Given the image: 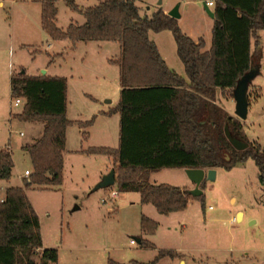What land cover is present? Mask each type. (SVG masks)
<instances>
[{
    "label": "trees",
    "instance_id": "trees-1",
    "mask_svg": "<svg viewBox=\"0 0 264 264\" xmlns=\"http://www.w3.org/2000/svg\"><path fill=\"white\" fill-rule=\"evenodd\" d=\"M57 1L41 0L42 27L52 40L120 46V56L113 61L120 71V98L106 114L120 115L119 146L87 151L112 159L119 193H139L141 203L153 205L161 215L184 212L191 192L167 184L153 185V173L165 169L229 171L250 159L264 188V150L248 139L240 120L217 104L219 94L230 93L234 99L239 80L253 67L252 42L264 31V0H216L209 51H205L203 39L196 42L186 36L178 20L162 10L152 17L141 16L137 0H98V5L88 8L67 0L86 22L70 24L66 29L57 25ZM164 31L175 39L187 79L168 66L150 39L151 32ZM11 97L24 101V110L17 116L21 122L44 123L42 136L26 146L33 174L25 189L32 185L61 186L67 130L73 125L67 118V79L14 74ZM92 122H80L79 126L86 128ZM226 128L232 138L248 144V148L236 150ZM14 167L11 150L0 149V182L11 180ZM25 189L9 187L6 201L0 203V264H58V250H43L40 220ZM142 229L153 235L158 223L143 216ZM140 241L143 247L156 249L153 243ZM175 256L174 251L160 250L156 261Z\"/></svg>",
    "mask_w": 264,
    "mask_h": 264
},
{
    "label": "rangeland",
    "instance_id": "rangeland-1",
    "mask_svg": "<svg viewBox=\"0 0 264 264\" xmlns=\"http://www.w3.org/2000/svg\"><path fill=\"white\" fill-rule=\"evenodd\" d=\"M11 1L0 0V12L9 17L13 8L14 18L18 20L21 12L18 7L12 6ZM18 1V6L25 4L33 12L41 5L37 2L39 0ZM75 2L82 8L94 7L99 3L98 0ZM171 2L174 1L137 0V5L141 16L152 17L154 13L168 9ZM57 8V25L60 28L86 22L84 15L73 10L67 0H58ZM179 13H183L179 21L182 32L189 37L201 33L211 46L214 21L203 2L198 6L185 3ZM155 34L151 33L153 39ZM166 34V48L168 46L184 70L175 39L172 33ZM9 35L8 32L7 41ZM92 46L84 62L86 69L77 65L73 54H64L54 63L56 67L52 68V73L68 79L67 118L73 122L67 130L61 186L32 185L25 189L26 181L33 174L26 146L33 145L42 136L44 123H26L17 118L23 112L24 105L14 107V99L10 98L9 61L6 64V78L4 74L0 76V149H10L15 164L12 178L5 186L25 189L40 220L43 247L58 250V264H109L110 261L119 264H134L136 261L145 264H181L182 259L187 264H264V188L252 159L229 171L218 169L215 182L204 180L200 188L203 191L201 197L192 196L186 211L168 216L158 213L151 204L143 205L139 193H119L117 183L110 188L95 189L102 178L111 172L114 164L107 155L87 151L100 147L116 149L119 146L120 117L108 120L99 115L102 111L110 112L118 105L119 95L116 92L120 71L108 59L118 58L121 50L118 44L111 42H96ZM21 50L15 49L11 59V68L16 75L21 65L27 67L31 75H37L40 73L37 67L42 60L49 61L48 55L44 54V59L38 58L35 62L32 57L30 59L32 51ZM252 57L253 67L259 72L250 83L247 120L241 121L235 115V101L229 97L230 93L219 94L217 104L240 120L248 139L264 150V31L260 32L259 40L252 44ZM10 108L14 111L12 123L6 119L9 118ZM91 121L89 127L80 128V122ZM26 170L31 172L29 177L24 176ZM150 183L167 184L190 192L195 189L186 170L181 169L153 173ZM114 191L118 192V197L111 199ZM240 214L242 217L238 221ZM143 216L158 223L155 234L144 232ZM232 217L236 218L235 222ZM141 239L153 243L157 249L143 247L138 243ZM132 240L136 242L135 245L131 244ZM160 250L174 251L176 256L156 261Z\"/></svg>",
    "mask_w": 264,
    "mask_h": 264
},
{
    "label": "crops",
    "instance_id": "crops-1",
    "mask_svg": "<svg viewBox=\"0 0 264 264\" xmlns=\"http://www.w3.org/2000/svg\"><path fill=\"white\" fill-rule=\"evenodd\" d=\"M173 1L174 2H171L170 7H168V9H162V11L165 12L166 14H169V12L171 10H173V6H175V5H179L180 6L179 10H181L182 5L185 3H186V5L198 6L201 2H203V0H197V1L173 0ZM211 1H214L215 6H216V0H211ZM37 2L41 3V0H39ZM11 4L13 7H18V9L21 12V16L18 18V20H15V18H14L15 17V11L13 10V8L11 9V13H10L9 17L0 12V76H1V74H4V78H6V74H5L6 73V64L9 61V63H8L9 64L8 80H9V88H10L9 92H10V98L11 99H12V97H11V78L14 74H17L11 68V64H12L11 59H12V56H14L15 49H22L21 51H29V50L32 51V55L30 56V59L32 57V59L35 62L37 61L38 58H40V59L43 58L44 54L48 55V57H49L48 62H47V59H45V60H42V62L39 64V66L37 67V70L40 73H38L37 75H31V73H29V71H28L29 69L27 67H25L24 65H21L20 71L18 73L26 74L27 76H31V77L47 76V77H63V78H66L65 76L56 75L57 73H52L53 72L52 68L56 67L55 66L56 64H54V63L57 60L62 59L64 57V54H68V55L73 54V57H74L77 65L86 69L84 62H85L87 56L89 55V53L93 47L92 46L93 43H96V41L78 42V43H76V45H73L70 40L54 41L48 36V34L43 30V27H42V4L41 5L37 4L40 6L39 7L37 6L36 10L34 12L31 11L30 8H27L26 6H24L25 4L24 5L20 4L22 6H18L19 5L18 0H12ZM1 5H2V3H1ZM211 9H212V12L215 11V7L211 8ZM58 14H59V11H58ZM180 14H181V18L178 20V22L183 18V13H180ZM213 21H214V19H213ZM61 29H63V28H61ZM8 32L10 33V35H9V38L7 41ZM151 33H153V32H151ZM151 33H150V39L153 42H155V44L157 45L163 59L166 61L168 66L173 71H175V73H177L181 77L187 79L186 74H185V68L183 70V68H181V66H179L177 60L175 59V57L173 55V53L169 51L168 46L166 48V37L167 36H165V35H167L166 33H171V32L164 31L161 33H156L155 39L152 38ZM15 34H16V38H15ZM190 38L196 42H198L200 39H203L205 41V50L209 51L211 49L212 44H211V46H209L206 39L201 35V33H197V35H195V36L190 35ZM253 42H252V44H253ZM98 47L101 48V46H99V45H98ZM118 58L108 59V61L110 63L116 65L115 63H113V61L118 59ZM1 72H3V73H1ZM23 72H25V73H23ZM43 72H45V74H43ZM119 74H120V72H119ZM119 79H120V77H119ZM67 81H68V79H67ZM120 91H121V86H120V82H119L118 86H117V92H116L119 95V98H120ZM68 94H69V82H68ZM110 102H108V103H110ZM10 104H11V102H10ZM5 112H6V109H5ZM13 112L14 111L10 108L8 111L9 118L8 117L6 118L7 121H9L10 123H12V121H13V119L11 118V115ZM107 113L108 112L102 111L100 113L101 115H99V116L103 117L104 119H108V120L114 119L116 117H120L119 114H114L112 116H108V115H106ZM118 130L120 131L119 127H118ZM1 183L5 186L6 182H1ZM7 188L8 187H6V189ZM241 217H242V215H241ZM235 220H236V218L232 217V221L235 222ZM44 249L45 248L43 247V250ZM180 263L181 264H187L186 261L183 259L180 260ZM134 264H145V263L136 261V262H134Z\"/></svg>",
    "mask_w": 264,
    "mask_h": 264
},
{
    "label": "water",
    "instance_id": "water-1",
    "mask_svg": "<svg viewBox=\"0 0 264 264\" xmlns=\"http://www.w3.org/2000/svg\"><path fill=\"white\" fill-rule=\"evenodd\" d=\"M205 6V9L207 13L210 15L211 18H215V13L212 12L205 3H203ZM179 5H177L173 10L169 12V16L179 20L181 18V14L179 13ZM258 69L255 67H252L249 73H247L245 76H243L238 84L237 87L234 90V101H235V115L241 120L246 121L248 118L249 113V87L251 81L256 78L258 74ZM25 73V72H23ZM45 74V72H43ZM110 102V101H109ZM226 135L229 138L231 144L233 147L238 151H244L248 148V144L232 138L230 136L228 128H226ZM187 175L189 179L194 183L195 189L191 191V195L193 197H201L203 195V191L200 189V185L203 183L204 180H208L210 182H215L217 178V170H204V169H187L186 170ZM116 185V173L115 170L112 169L111 172L107 175H105L101 182L96 186V190L99 189H106L110 188L112 186ZM241 220V214L238 217V221ZM138 243L140 244L141 241L138 240Z\"/></svg>",
    "mask_w": 264,
    "mask_h": 264
},
{
    "label": "built area",
    "instance_id": "built-area-1",
    "mask_svg": "<svg viewBox=\"0 0 264 264\" xmlns=\"http://www.w3.org/2000/svg\"><path fill=\"white\" fill-rule=\"evenodd\" d=\"M203 3L206 4V6L211 9V8H214L215 7V3L214 1H211V0H203ZM13 105L14 107H22L24 105V101L21 99V98H16L13 100ZM21 136H24L23 133H21ZM31 172L29 170H26L25 171V174L24 176L25 177H29V175ZM4 193V195H2ZM7 189L5 188V186L0 182V203H4L6 201V198H7ZM118 197V192L117 191H114L111 193L110 195V198L111 199H115ZM106 203V201L104 202ZM210 209H212V207H210ZM131 244L132 245H135L136 242L134 240L131 241Z\"/></svg>",
    "mask_w": 264,
    "mask_h": 264
}]
</instances>
